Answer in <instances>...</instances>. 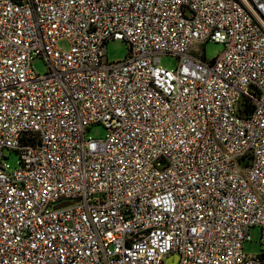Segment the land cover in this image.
Returning <instances> with one entry per match:
<instances>
[{"label":"built area","instance_id":"built-area-1","mask_svg":"<svg viewBox=\"0 0 264 264\" xmlns=\"http://www.w3.org/2000/svg\"><path fill=\"white\" fill-rule=\"evenodd\" d=\"M253 227L264 0H0V264H264Z\"/></svg>","mask_w":264,"mask_h":264},{"label":"rangeland","instance_id":"rangeland-1","mask_svg":"<svg viewBox=\"0 0 264 264\" xmlns=\"http://www.w3.org/2000/svg\"><path fill=\"white\" fill-rule=\"evenodd\" d=\"M67 47V44H64ZM207 60H213L224 51V45L209 41L200 47ZM129 55V47L126 42L121 40H112L108 43V58L110 62H117L125 60ZM34 70L37 74H46L49 71L47 62L41 58L36 57L32 61ZM161 64L168 69H176L178 66V59L174 56H163ZM107 135V130L101 124L92 125L88 130V136L94 139H101ZM5 155L8 156L7 162L11 169L20 167L21 158L16 151L7 150ZM251 241L244 244V252L247 255H262L264 251V233L262 227H253L250 231ZM165 264H180L181 256L178 253H172L164 259Z\"/></svg>","mask_w":264,"mask_h":264}]
</instances>
